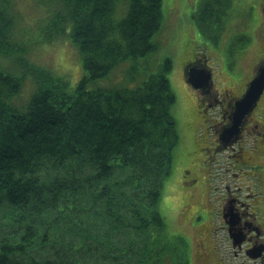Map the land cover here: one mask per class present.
<instances>
[{
	"label": "trees",
	"instance_id": "1",
	"mask_svg": "<svg viewBox=\"0 0 264 264\" xmlns=\"http://www.w3.org/2000/svg\"><path fill=\"white\" fill-rule=\"evenodd\" d=\"M53 1L58 8L42 42L70 38L86 75L69 90L47 68L25 61L33 91L17 106L24 78L0 64V264H190L184 238L168 232L159 210L180 143L172 59L139 85L87 88L158 49L164 0ZM232 5L204 0L202 34L215 29L218 39ZM15 26L10 1L0 0V58L16 51ZM256 52L264 57V47ZM197 102L198 122L214 130Z\"/></svg>",
	"mask_w": 264,
	"mask_h": 264
},
{
	"label": "rangeland",
	"instance_id": "2",
	"mask_svg": "<svg viewBox=\"0 0 264 264\" xmlns=\"http://www.w3.org/2000/svg\"><path fill=\"white\" fill-rule=\"evenodd\" d=\"M9 1L16 24L12 39L16 51L1 57L0 64L8 72L24 78L20 97L23 102L15 100L14 103L17 106L25 105L33 91L31 78L23 69L25 61L47 68L65 80L69 90H73L86 75L77 47L70 38L61 41L57 39L55 43L42 42L41 33H45L47 22L57 10L58 4L53 0ZM203 2L164 0L163 23L154 37L158 49L145 59L122 64L108 77L89 82L87 88L94 90L117 85H139L158 71L164 59H172L170 80L178 98L175 111L180 143L175 151L173 172L165 181L159 210L166 218L168 232L184 238L190 264H245V259L236 258L227 249L226 244L229 242L223 243L226 241L224 234L217 236L221 248L214 237V228L219 225L217 217L221 200L225 197V183L220 179V189L216 187V174L219 177L222 173L217 170L215 163L209 164L206 160V156L210 159L213 154L208 146L213 130L207 131L206 126L197 120V94L185 83L184 70L197 55H207L215 67V73L232 77L233 84L238 86L236 93L240 95L253 73H256L257 62L262 58L259 52L248 56L245 53L252 44L264 42V28L260 20L262 16L264 20V0H233L229 17L227 15L220 23L218 39L212 37L216 34L214 30L207 37L201 32L198 14ZM120 16L122 14L117 18ZM132 66L135 67L134 78H129ZM223 81L218 78L216 83L220 87ZM183 172L186 173L184 177ZM2 215L8 214L3 211ZM5 232L6 229L0 234L5 235ZM63 235L66 236V232ZM63 251L65 248L58 250L59 254ZM45 256L53 258L50 252H46Z\"/></svg>",
	"mask_w": 264,
	"mask_h": 264
},
{
	"label": "flooded vegetation",
	"instance_id": "3",
	"mask_svg": "<svg viewBox=\"0 0 264 264\" xmlns=\"http://www.w3.org/2000/svg\"><path fill=\"white\" fill-rule=\"evenodd\" d=\"M255 48L254 45L252 49ZM203 62V59L198 60L197 65ZM198 92L201 108L212 116V119L208 117L206 120L214 125V160L224 170L223 178H229L225 182V197L221 206L223 229L230 235L234 232L236 240L243 241L241 248H233L231 240L235 256L259 253V259L252 262L264 264V122L259 119L264 113V95L243 122L240 139L223 141L221 134L230 127L234 105L241 94L232 89L231 83L217 91L209 88ZM213 120L217 121L216 125ZM226 152L229 153L224 160Z\"/></svg>",
	"mask_w": 264,
	"mask_h": 264
},
{
	"label": "water",
	"instance_id": "4",
	"mask_svg": "<svg viewBox=\"0 0 264 264\" xmlns=\"http://www.w3.org/2000/svg\"><path fill=\"white\" fill-rule=\"evenodd\" d=\"M199 74L202 73L195 70L193 71L192 76H196ZM204 75L207 80L210 79V74L208 72L204 71ZM192 76L191 78H189V82H191L194 85ZM263 91H264V69L260 70L258 76L250 83L249 89L245 94V97L241 101H238L237 109L234 114L233 127L231 128L230 133L234 132V134H236L242 120L248 113H250L253 110L254 105L260 99L261 95L263 94Z\"/></svg>",
	"mask_w": 264,
	"mask_h": 264
},
{
	"label": "bare ground",
	"instance_id": "5",
	"mask_svg": "<svg viewBox=\"0 0 264 264\" xmlns=\"http://www.w3.org/2000/svg\"><path fill=\"white\" fill-rule=\"evenodd\" d=\"M238 98H242L241 96H238Z\"/></svg>",
	"mask_w": 264,
	"mask_h": 264
}]
</instances>
